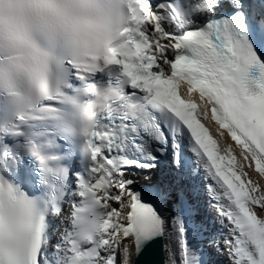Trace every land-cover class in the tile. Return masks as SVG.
I'll use <instances>...</instances> for the list:
<instances>
[{
  "label": "snow or ice",
  "instance_id": "1",
  "mask_svg": "<svg viewBox=\"0 0 264 264\" xmlns=\"http://www.w3.org/2000/svg\"><path fill=\"white\" fill-rule=\"evenodd\" d=\"M0 264H264V0H0Z\"/></svg>",
  "mask_w": 264,
  "mask_h": 264
}]
</instances>
